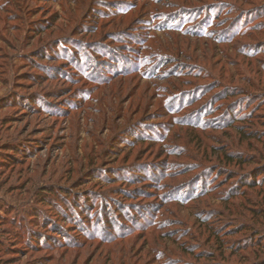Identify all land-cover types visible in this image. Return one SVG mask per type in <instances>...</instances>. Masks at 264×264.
Masks as SVG:
<instances>
[{
  "label": "rangeland",
  "instance_id": "rangeland-1",
  "mask_svg": "<svg viewBox=\"0 0 264 264\" xmlns=\"http://www.w3.org/2000/svg\"><path fill=\"white\" fill-rule=\"evenodd\" d=\"M239 111L264 0H0V264H264Z\"/></svg>",
  "mask_w": 264,
  "mask_h": 264
},
{
  "label": "trees",
  "instance_id": "trees-1",
  "mask_svg": "<svg viewBox=\"0 0 264 264\" xmlns=\"http://www.w3.org/2000/svg\"><path fill=\"white\" fill-rule=\"evenodd\" d=\"M115 55V54H114ZM112 55H110L111 57ZM124 74V73H122ZM226 96L227 94L224 93ZM249 118V116L247 114H241V112H235V114L232 116V118L229 119V122L227 123V127L229 128H233L243 139H246L248 136L251 137V138H254L256 139V141L258 143H260L262 145V148L261 150H258L257 153L259 155V157L261 158L264 157V138L261 136L262 133L264 132H259V131H253V132H250L248 134H245L244 131H242V126L236 124V123H241V122H244L245 120H247ZM260 126L263 128V131H264V118H262V121H261V124ZM264 135V134H263ZM245 136V138H244ZM231 157V156H230ZM229 157V158H230ZM246 157H243V156H239L238 157V160L241 164H251L252 163V159H248L247 161L245 160ZM255 170L254 171H261L260 173V178L258 180H254L253 178L250 180V184H245L246 185V188H254V187H257L259 189H263L264 186H262L263 184V180H264V163H262V165L254 168ZM262 169V170H261ZM252 185V186H251ZM264 190V189H263ZM263 193V192H261ZM261 202V203H260ZM259 203H257V205H259V207L261 206L262 207V211L259 213H257V210H254L253 211V214H252V217L254 219L258 218L260 216V218L262 217V219L264 220V216H263V212H264V197H262L261 201ZM256 205V204H255ZM152 220H153V216H151ZM150 219H148L146 221V223L144 225H142V228L146 227V226H149V225H152L153 224V221ZM104 227V226H103ZM241 231H245L246 233H249V236H248V240L250 241H253V240H261L263 242L260 243L261 246L264 247V228L262 229H259V228H256L254 225H252L251 227L249 226H245V228H243V230ZM125 234H122V236H124ZM121 238V237H120ZM115 239V238H114ZM114 239H109L112 241H114ZM263 262V261H262ZM255 263H258L255 262Z\"/></svg>",
  "mask_w": 264,
  "mask_h": 264
}]
</instances>
